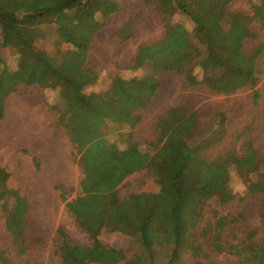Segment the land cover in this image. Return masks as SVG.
<instances>
[{
    "label": "rangeland",
    "instance_id": "374dc122",
    "mask_svg": "<svg viewBox=\"0 0 264 264\" xmlns=\"http://www.w3.org/2000/svg\"><path fill=\"white\" fill-rule=\"evenodd\" d=\"M114 1L118 5L115 12L95 16L97 28L84 64L94 69L96 79L83 91L103 94L115 78L129 80L146 76L154 78L157 87L151 102L133 112L138 118L134 126L128 124V102L121 98L113 120L106 121L101 134L119 149L134 143L139 150L152 154L156 144L160 146L158 123L162 116L173 108H185L187 113L194 114L198 123L191 144L202 159L212 162L229 152L241 158L250 146L257 154L256 168L230 166L227 188L231 197L220 204L216 192L212 194L203 207L202 218L187 233L175 257L174 246L161 242L150 231L152 254L139 240L120 232L105 230L96 239L90 238L66 207L80 194L81 169L71 156L72 146L59 124L64 107L58 89L19 85L6 98L0 120V168L9 174L6 186L18 192L27 209L20 236L15 238L6 229L0 202V264H65L69 257L61 247L58 228L63 229L68 241L82 249H92L96 240L100 247L123 254V258L115 256L107 261L89 255L87 264L257 263L258 259H252L250 251L259 245V254L264 255L261 250L264 193L252 191L249 185L264 180V29L256 22L251 23L253 37L243 42L245 54L261 46L255 59V87L217 93L204 83L188 85L184 75L175 71L156 70L148 64L134 68L137 56L144 50H152L156 55L176 50L177 60L182 59L184 44L178 40V30L174 27L184 28L192 38L194 25L187 16L179 11L168 14L165 0ZM257 3L258 0H230L227 9L250 16L252 5ZM53 20L52 17H45L43 22L34 20L26 29V36L36 51L46 53L57 65L70 69L72 62L63 56L72 47L60 41ZM19 59L20 55L10 45L0 49L1 70L15 71ZM193 72L201 82L203 70L196 66ZM56 186L66 191L64 201ZM158 191L149 169L128 176L117 190L120 198ZM5 202L7 210H11L14 198Z\"/></svg>",
    "mask_w": 264,
    "mask_h": 264
},
{
    "label": "trees",
    "instance_id": "16d2710c",
    "mask_svg": "<svg viewBox=\"0 0 264 264\" xmlns=\"http://www.w3.org/2000/svg\"><path fill=\"white\" fill-rule=\"evenodd\" d=\"M229 2L165 0L168 14L179 11L193 22L192 38L184 28L174 27L178 30V40L184 44L182 59L177 60L176 50L157 55L152 50H144L137 56L134 68L148 64L156 70L175 71L184 75L188 85L204 83L217 93L254 88L255 59L261 46L245 54L243 42L253 37L251 23L256 22L264 29V0L252 5L250 16L228 11ZM117 7L114 0H0V49L10 45L20 55L15 71L0 69V120L4 116L6 98L19 85L36 84L58 89L64 107L60 111L59 124L72 146L71 156L81 169L80 194L66 204L71 216L90 238L96 239L105 230L120 232L139 240L152 254L150 231L161 242L174 246L172 255L175 257L187 233L202 218L203 207L212 194L216 192L220 204L231 197L227 188L230 166L256 168L257 154L247 146L241 158L229 152L212 162L202 159L191 144L198 123L194 114L187 113L185 108H173L162 116L158 123L160 146L156 144L152 154L139 150L134 143L119 149L101 134L106 121L113 120L121 98L128 102V124L134 126L138 118L133 112L151 102L157 87L151 76L129 80L115 78L103 94L84 93V87L96 79L94 69L84 64L97 28L95 16H108ZM45 17L54 19L60 41L71 45L72 49L63 59H69L72 68L57 65L55 59L31 46L25 31L34 20L43 22ZM225 20L228 22L224 25ZM196 66L203 70L201 82L193 72ZM222 123L223 117L221 126ZM95 138L100 140L94 142ZM142 169L152 172L158 193L120 198L118 186ZM8 178L9 174L0 168L1 208L5 213L6 229L16 238L20 236L27 204L17 191L6 186ZM249 186L252 191L264 193V180ZM55 188L64 201L66 191L62 187ZM10 197L14 198V205L7 210L5 201ZM57 234L69 257L65 264H87L89 255L101 261L112 260L115 256L123 258L121 251L104 249L96 240L93 248L86 250L68 241L63 229L58 228ZM258 248L259 245L250 254L252 259H258L255 264H263L264 255L259 254ZM132 263L139 264L138 261L127 264Z\"/></svg>",
    "mask_w": 264,
    "mask_h": 264
}]
</instances>
